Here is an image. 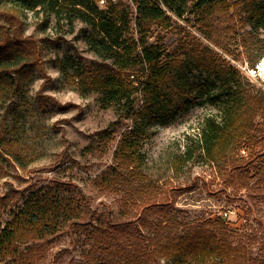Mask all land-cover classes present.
Listing matches in <instances>:
<instances>
[{"label": "trees", "instance_id": "obj_1", "mask_svg": "<svg viewBox=\"0 0 264 264\" xmlns=\"http://www.w3.org/2000/svg\"><path fill=\"white\" fill-rule=\"evenodd\" d=\"M132 1L135 13L121 0H107L104 9L97 0H0L25 10L69 15L88 25L86 44L104 63L87 75L76 68V75L87 82L90 92L101 96L102 106L114 107L119 118L133 121L118 142L113 164L98 177L96 186L106 193L124 192L128 196L123 199L126 214L136 220L87 225L94 248L102 252L100 261L154 264L157 256L172 264H264V258L253 256L248 244L237 240L238 232L223 218L197 224L180 221L171 199L154 183L144 182L142 173L146 127L189 111L206 96L221 103L222 118L210 121L202 131L203 157L216 163L225 182L235 190L264 184V130L256 124L264 115V91L247 89L239 71L222 54L186 29L171 56L160 43L150 42L156 27L165 32L182 28L174 25L168 14L172 12L180 19L193 18L205 39L228 53L229 42L239 37L237 43L253 67L264 57V37L259 34L264 28V0ZM231 11L239 29L218 22ZM132 21L136 38L131 35ZM186 37L193 40L188 43ZM35 54V43L16 32L0 41V108L23 90L37 66ZM186 69L204 73L208 79L190 83L184 79ZM209 84L214 89L209 90ZM137 93L142 97L140 104ZM114 124L98 133L97 150L104 152L113 142ZM9 152L10 144L0 133V169ZM191 158L188 150L176 166ZM6 206L7 198L0 197V218ZM82 213L77 199L59 188L32 192L5 226H0V262L14 258L21 245L54 236L63 221L80 226Z\"/></svg>", "mask_w": 264, "mask_h": 264}, {"label": "rangeland", "instance_id": "obj_2", "mask_svg": "<svg viewBox=\"0 0 264 264\" xmlns=\"http://www.w3.org/2000/svg\"><path fill=\"white\" fill-rule=\"evenodd\" d=\"M121 1L135 13L132 0ZM98 5L102 9L106 7ZM168 14L174 25L182 28L165 32L156 27L150 42L160 43L171 56L185 36L182 29H186L192 37L222 54L239 71L247 89L264 91V79L248 76L240 69L239 65L250 67V63L237 43L239 37L229 42L228 53L205 39L193 18L187 16L189 19L184 20L172 12ZM232 14L233 11L218 22L239 29ZM88 30V25L69 15L61 17L0 3V41L12 37L14 32L30 38L36 45L37 60L23 90L0 108V133L10 144V154L0 169V197L7 198L0 226H5L32 192L40 190L59 188L64 195L75 197L83 210L80 226L63 221L54 236L21 245L14 258L8 257L0 264H102V252L94 248L91 228L87 225L136 220L126 214L123 199L128 196L124 192L106 193L96 186L98 177L113 164L118 142L132 128L133 121L119 118L114 107L102 106L101 96L90 92L87 82L76 75V68L87 75L88 70L104 63L86 44L84 35ZM259 34L264 37V28ZM131 35L136 38L133 21ZM186 38L188 43L193 40ZM184 76L190 83L208 79L195 69H186ZM212 89L214 86L209 84V90ZM212 99L204 96L189 111L146 127L147 135L142 142L146 158L142 170L144 182L154 183L171 199L174 215L183 223L223 218L238 232L237 240L248 244L253 256L264 258V184L235 190L225 182L216 163L203 157L202 131L210 121L222 118L221 103ZM141 100L137 93V103ZM112 123H117L113 125L114 140L101 152L96 149L98 133ZM256 124L260 131L264 130V115L256 119ZM188 150L192 158L176 166ZM153 263L172 264L157 256Z\"/></svg>", "mask_w": 264, "mask_h": 264}, {"label": "built area", "instance_id": "obj_3", "mask_svg": "<svg viewBox=\"0 0 264 264\" xmlns=\"http://www.w3.org/2000/svg\"><path fill=\"white\" fill-rule=\"evenodd\" d=\"M113 1H116V0H113ZM97 2L101 6H106V4H107V0H97ZM239 66L243 72L248 74V76L260 77V78L264 79V74L262 73V71H263V59L261 61H259L258 63H256V65L253 67H251V66L249 67L248 65H243V66L239 65ZM224 214H225V216H227L228 212H225Z\"/></svg>", "mask_w": 264, "mask_h": 264}, {"label": "bare ground", "instance_id": "obj_4", "mask_svg": "<svg viewBox=\"0 0 264 264\" xmlns=\"http://www.w3.org/2000/svg\"><path fill=\"white\" fill-rule=\"evenodd\" d=\"M262 73L264 74V59H263V71H262Z\"/></svg>", "mask_w": 264, "mask_h": 264}]
</instances>
